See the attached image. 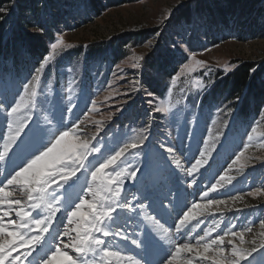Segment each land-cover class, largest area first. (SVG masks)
<instances>
[{
  "label": "snow or ice",
  "instance_id": "snow-or-ice-1",
  "mask_svg": "<svg viewBox=\"0 0 264 264\" xmlns=\"http://www.w3.org/2000/svg\"><path fill=\"white\" fill-rule=\"evenodd\" d=\"M15 7V0H8L6 6L0 4V19ZM184 7L185 0H177L176 11ZM172 17L170 12L164 23H170ZM33 27L44 31L40 25ZM207 27L208 20L199 11L180 24L185 32ZM173 44L174 48L163 55L175 58L180 53L182 60L179 71L173 68L167 73L165 94L186 71L207 69L197 78L195 96L188 97L195 106L201 93L211 94L215 80L210 78L206 62L196 59L190 43L181 40ZM61 46L73 47L65 44L58 32L55 42L49 44L50 51L30 67L21 68L15 60L11 64L0 62V264H264V240H245L256 223L259 236L264 237V218L247 221L239 231L234 230L237 225L228 224L218 232L225 209H232L228 199L210 196L228 194L233 202L243 199L238 194L241 189L230 191L236 187L233 182L239 181L228 170L241 161L250 146L255 121L245 133L248 143L242 141V149L233 154L227 169L215 157L209 164L208 142L204 141L201 151L203 135L198 138L196 131L189 132L187 122L183 136L173 137L164 130L156 114L174 118L175 112L170 103H157L154 90L135 89L150 97L138 128L130 127L118 135L112 125L105 129L97 121L96 133L88 137L80 124L83 116L97 110L96 93L81 83L78 102L69 99L65 103L62 93L56 91L55 51ZM145 46H151L153 54L158 51V41L152 44L149 39ZM148 62L141 55L130 68L144 72ZM112 74L123 79V69L119 76L115 71ZM111 83L105 81L104 85ZM125 83L135 86L138 82ZM102 90L97 88L96 92ZM123 95L128 97L129 93ZM111 98L113 93L105 97ZM235 101L240 102L238 95ZM81 103L84 107L77 114ZM225 107L230 115H236L231 103ZM216 110L222 109L217 105ZM116 111L120 115L115 121H119L128 108ZM259 114L264 117V107ZM244 167L240 164L238 174ZM18 193L21 198H17ZM247 195H264V184ZM215 213L221 214L220 220L200 234L197 229L204 223L200 217L206 219ZM245 243L249 246L244 247Z\"/></svg>",
  "mask_w": 264,
  "mask_h": 264
},
{
  "label": "rangeland",
  "instance_id": "rangeland-1",
  "mask_svg": "<svg viewBox=\"0 0 264 264\" xmlns=\"http://www.w3.org/2000/svg\"><path fill=\"white\" fill-rule=\"evenodd\" d=\"M192 2L195 0H185L186 7L176 11L177 0H139L107 9L98 17H91L80 12L77 5L68 2L66 5L61 3L62 7L59 10L56 7L54 10L51 9V12L49 6L45 15L41 14L39 19L41 18L44 30L47 27L52 28V37L48 47L50 42H55L58 32L63 34L65 44L73 45L70 49H64L61 46L55 51L57 76L53 80V85L56 91L62 93L65 103L69 99H72L74 103L78 102L76 97L80 92L81 83L90 93H96L93 98L97 100V110L90 111L83 116V123L80 124V128L87 133L88 137L96 133L97 121L105 129L112 125L113 131L118 135L120 132H128L130 127L138 128L143 123V112L148 107L147 101L150 97L143 90L136 91L135 89L154 90L157 103L161 106L170 103L175 112L174 118L170 114L164 117L161 114H156V119L163 125L164 130L173 137L183 136L185 122H187L189 132L196 131L198 138L201 134L203 135V140L199 145L201 151L204 150V141L208 142L211 148V155L206 153L209 164L215 157L217 163L227 169V164L231 162L233 154L242 149V141L248 143L245 133L248 131V125L255 121L256 131L251 133L253 140L250 146L244 150L241 161L228 170V174L236 176L239 181V183L233 182L236 187L230 191L236 193L237 189H241L242 191L238 194L242 195L243 199L233 202L229 199L228 194L217 196L215 193H210L213 198L228 199V205L232 209V211L225 209L223 213L224 222L221 229L217 231L222 232L228 224L237 225L234 230L239 231L247 221L264 218V195L256 197L247 195V192L253 190L254 187L264 184V166H262L264 164V139H262L264 138V117L252 121H240L231 118L226 122L228 113L223 112L224 99L218 93H212L208 96L201 93L199 98L195 100V106H193L188 97L195 96L197 78L207 69L198 68L196 71H186L185 75L179 77L177 84L172 86L171 92L165 94V84L168 82L167 73L172 72L174 66L175 68L178 67L182 57L180 53H177L175 58H169L163 54L174 48V41L183 40L190 43L192 50L197 53L196 59L205 61L207 67L211 69L210 78L215 80L216 86L222 77L235 69L237 65L256 62L264 58V34L259 33L254 38L239 40L237 31L229 28H217L214 25L212 14L217 11L216 0L202 2L206 4V8H202L201 13L208 20L207 28L195 31L189 28L186 32L182 31L180 24L194 13L195 8ZM47 12L57 16L59 20L63 18V22L67 25L62 24V21L56 23L55 26L51 25ZM60 12L64 14L61 15ZM170 12L173 13V17L171 22L166 25L164 21ZM80 16L84 17L86 22L81 19L80 23L77 22ZM24 17L25 20H28L30 14L26 13ZM74 18L76 19L72 21ZM260 30L261 28H259ZM29 32L42 34L33 29H29ZM129 34L136 37L139 35L140 38L135 39L136 41L118 44L120 42L118 38ZM149 39H151L152 44H157L158 41L156 54H153L151 46H145V42ZM205 48L209 50L204 51ZM141 55L148 59L152 66L147 64L144 72L130 68L131 63L137 62ZM13 60H18L17 65L23 68L25 65L30 67L33 62L39 59L22 51L16 54L10 52L0 62L11 64ZM188 63L192 66L191 61ZM117 64L120 65L119 69L116 68ZM121 69H123V79L113 76V71L119 76ZM60 72H63V75H60ZM98 72L99 75H97ZM125 80H135L138 83L133 86L131 83H125ZM105 81H111V86H105ZM12 84L15 85V79L12 80ZM97 88L103 90L96 92ZM124 92H128L129 96H124ZM109 93H113L114 98L106 100L105 97H108ZM115 93H120V95H115ZM161 96L164 97L163 100L159 99ZM124 101L127 103L125 104ZM210 105H212L211 108ZM217 105L222 109L221 111L216 110ZM83 107L84 105L81 103L80 108L76 110L77 114ZM119 107L128 108V111L120 116L119 121H115V117L120 115L116 111ZM110 113L112 114L111 120L109 119ZM197 121H199L198 126ZM0 131L3 130L0 129ZM111 137L112 133L110 132L108 139ZM185 143H188V139H185ZM213 144L215 147H212ZM196 156L199 158V153H196ZM140 160V166L143 167V155H141ZM240 164H244L245 167L243 172L238 174ZM185 166L187 167V165ZM207 166L205 165V167ZM249 184L252 185V188L248 187ZM16 195L17 198L22 196L19 193ZM221 207L224 206L221 205ZM220 217V213L207 216L206 219L200 217L204 223L200 224L197 231L202 234L206 228L214 227L215 222L219 221ZM260 231L259 224H254L253 232L245 234L246 242L253 238L264 240V237L259 236ZM215 235L216 233H213V237ZM248 246L249 244L245 243L244 247Z\"/></svg>",
  "mask_w": 264,
  "mask_h": 264
},
{
  "label": "trees",
  "instance_id": "trees-1",
  "mask_svg": "<svg viewBox=\"0 0 264 264\" xmlns=\"http://www.w3.org/2000/svg\"><path fill=\"white\" fill-rule=\"evenodd\" d=\"M77 1L81 8L92 10L98 17L107 9L139 0ZM203 1L206 2V0L192 2L195 8L194 12H201L202 8H206V4L202 3ZM7 3L8 0H0V4L6 6ZM54 3L58 5V0H15L16 7L11 10L10 14L0 19V61L6 58L10 52L16 54L23 51L37 59H41L44 54L49 52L48 43L52 37V28L47 27L44 31L48 32H40L42 34L29 32V29L37 30L33 27L34 25L42 26L41 18L39 19L40 15H45L49 6ZM215 7L217 11L212 13L213 9L211 13L213 14L214 25L217 28H229L237 31L239 40L254 38L259 33L264 34V0H216ZM26 13L30 14L28 20H25L24 17ZM47 14L49 15V23L55 26L56 22H54L53 17L48 12ZM60 14L63 15L64 13L60 12ZM234 23L236 26L231 27ZM259 28L263 32L259 31ZM125 36L118 38V41H120L118 44L140 38L139 35L137 37L130 34ZM148 64L152 67L150 62ZM212 93L223 96L222 107L225 114L228 113L225 105L231 103L235 109L236 115L232 116L228 113L226 122L231 118L240 121L262 119L263 117L259 112L264 105V58L256 62L237 65L235 69L222 77L218 84L214 86ZM237 95L240 97L239 103L235 101Z\"/></svg>",
  "mask_w": 264,
  "mask_h": 264
}]
</instances>
